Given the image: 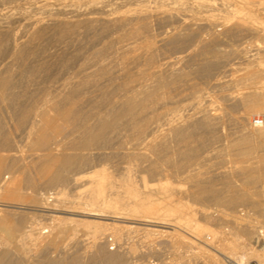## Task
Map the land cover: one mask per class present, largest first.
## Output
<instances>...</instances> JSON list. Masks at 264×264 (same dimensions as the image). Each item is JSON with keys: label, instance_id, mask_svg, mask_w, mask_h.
Returning <instances> with one entry per match:
<instances>
[{"label": "bare ground", "instance_id": "1", "mask_svg": "<svg viewBox=\"0 0 264 264\" xmlns=\"http://www.w3.org/2000/svg\"><path fill=\"white\" fill-rule=\"evenodd\" d=\"M225 3L0 0V264H231L235 246L264 257V222L238 215L253 203L264 217V120L249 125L264 112V45L251 42L264 43V0ZM241 63L236 93L220 74ZM229 114L239 131H224ZM222 218L242 243L211 226ZM80 227L83 250L48 255Z\"/></svg>", "mask_w": 264, "mask_h": 264}, {"label": "rangeland", "instance_id": "2", "mask_svg": "<svg viewBox=\"0 0 264 264\" xmlns=\"http://www.w3.org/2000/svg\"><path fill=\"white\" fill-rule=\"evenodd\" d=\"M56 2V0H51V2ZM215 3H217L218 5H220V6H222V4L223 3H225V6H229V5H232V2H233V5L230 7V8H234V7H236V6H234V5H238V3H237V0H217V2H216V0H213ZM219 2V3H218ZM223 2V3H222ZM229 2H230V4H229ZM252 6V8H253V10H255L256 12H255V14H260V11H258V9H257V7L256 6H253V5H251ZM257 9V10H256ZM208 14V13H207ZM207 14H206V12H202L200 15L202 16V17H205V16H207ZM256 20V19H255ZM255 20H252V21H254L255 22ZM262 39V41H263V38H261ZM261 39H259V38H254V39H252V40H254V41H251L252 42V44L254 45V46H256V45H264V43L263 42H261ZM256 41V42H255ZM255 42V43H254ZM238 60V59H237ZM244 59L242 58V60L241 59H239L238 61H243ZM245 62H247L248 63V61L247 60H245ZM243 63H244V61H243ZM247 63H245V65H243L242 63L240 64V67H238V68H235V72H234V70H232V71H230V73H229V71L226 73V72H224V67H223V72L222 73H224V74H220V76H223L224 75V80H225V78L226 79H228V80H226V81H228L229 82V79H232V80H230V82L232 81V84L229 82H226L228 85H226V83L225 84H223V85H226L225 86V88L226 89H231V91H235V90H238L239 92H241L242 90H244L247 86H248V81H242V77H243V72L245 71V67H247ZM263 64V63H262ZM222 70V69H221ZM228 74L229 76H227L226 74ZM233 74V75H232ZM228 78H227V77ZM230 77V78H229ZM236 78V79H235ZM241 78V79H240ZM241 83H239L238 81ZM234 82L236 83V84H234ZM243 82H245V83H243ZM238 83H239V85H238ZM231 84V85H230ZM227 86H229V88H227ZM230 86H232V88L230 87ZM245 87V88H244ZM235 88V89H234ZM233 89V90H232ZM214 90H215V93H214ZM216 90H217V93H216ZM220 91V88L219 89H212L211 91H210V93H212L211 95H215V98H216V100L214 99V96H211L213 99H214V102H215V104L216 105H222V103H224V101H223V99H222V97H221V93L219 92ZM236 92V91H235ZM236 93H238V92H236ZM218 95V97H216L217 95ZM219 98V99H218ZM221 99V100H220ZM220 100V101H219ZM223 101V102H222ZM220 102V103H219ZM237 111H240L241 112V109H239V110H237ZM240 112H239V114H240ZM238 113V112H237ZM234 114V113H233ZM230 115V116H229ZM229 115H227L226 117L228 118V116H229V119L230 120H232V123L231 122H229L230 120H228L226 117V119H225V121L226 122H229V124H231V126H228L227 125V128L224 130L225 132H227V130H228V132H236V131H239V128H237V126H236V124H234L233 125V120H235V118H234V116L232 115V114H229ZM235 116H238L237 114H236V112H235V114H234ZM231 117H232V119H231ZM258 117H261V118H263L264 119V112H253L252 113V115L250 116V123H249V125L251 124V123H253L252 122V120L254 121V122H256V120L258 119ZM252 119V120H251ZM234 123H237V122H235L234 121ZM248 125V126H249ZM251 126H252V124H251ZM251 126H249V127H251ZM228 127H230V128H228ZM233 127H234V129H233ZM232 128V129H231ZM230 129V130H229ZM236 130V131H235ZM17 134V135H16ZM15 134V137H16V140L19 142L18 144H20V143H22V146H25V144L27 143V137H26V135H24V134H18V133H16ZM23 135V136H22ZM21 136V137H20ZM25 137V138H24ZM18 138V139H17ZM22 138V139H21ZM26 139V140H25ZM215 148H217V150L216 149H214L213 150V153H218V152H216V151H225V149H223V146L222 145H220V144H217V147H215ZM219 148V149H218ZM257 156V155H256ZM228 158L232 161V162H229L228 163V166H232L233 165V167H234V169L236 168V167H238L239 165H242L243 164V166L244 165H246V163L247 162H239L238 161V159L236 158V156H232V155H228ZM232 158V159H231ZM234 159H236V160H234ZM253 161L256 159V157L253 159V158H251ZM250 159V161H252ZM257 160V159H256ZM235 162V163H234ZM238 162V163H237ZM234 163V164H233ZM237 163V164H236ZM241 163V164H240ZM245 163V164H244ZM236 164V165H235ZM124 165H126V164H122V165H120V166H118V167H114V169H112L111 168V170H112V172H114L113 174H114V177H115V179L117 180V181H120V180H122L124 177H125V170H124ZM232 167V168H233ZM100 168V167H99ZM143 175V173H139V172H136V174H135V176H136V179L137 180H141V176ZM141 177V178H140ZM152 182V181H151ZM150 182V183H151ZM153 183V182H152ZM61 188V186H53L52 188H50V192H53V191H58L59 189ZM58 189V190H57ZM70 192V191H69ZM79 192H81L80 190H74V192L73 191H71L70 193H69V195H70V198H72V199H78L79 198V196H80V193ZM75 197V198H74ZM18 202V200H14L13 202ZM243 205H244V207H243ZM242 206H240L239 207V213H238V215L239 216H241L240 218L245 222V220H247V219H250V220H252L254 223H255V225H261L263 222H264V217L261 215L260 216V210H261V208H260V205H255V204H253V203H246V204H243ZM254 207H253V206ZM194 206H196V207H199V205H197V204H195ZM215 208H216V206H215ZM214 208V209H215ZM219 209V208H218ZM241 209V210H240ZM244 209V210H243ZM248 210V211H247ZM243 211V212H242ZM250 211V212H249ZM219 211H216V213H218ZM220 213V212H219ZM44 214V213H43ZM243 216H242V215ZM248 215H249V217H248ZM15 216V215H14ZM13 216V217H14ZM17 216V215H16ZM15 216V217H16ZM245 216H247V217H245ZM33 218L35 219V220H41L42 219V222H44V218H45V215H42L41 213H38V214H34L33 215ZM46 219V218H45ZM226 223V224H225ZM261 223V224H260ZM215 225H217V226H215ZM211 226L213 227V228H215L216 230H219V231H224V232H228V234H226V237H227V239H226V242H228L229 244H231V245H234L235 246V244H237V243H242L243 242V240H245V235H243V234H240V233H237V234H235L234 235V232H233V224H232V222H230L228 219H227V221H226V219H221V221L219 222V223H211ZM226 226V227H225ZM220 229H219V228ZM81 229V230H80ZM78 233V234H77ZM221 234V233H220ZM236 235H237V237H236ZM257 234L256 233H254L253 234V236H254V238L252 239V240H254V241H256V236ZM71 236V237H70ZM73 236V237H72ZM70 237V238H69ZM78 237V238H77ZM80 237H83V238H80ZM136 237V238H135ZM135 237L132 239V241L134 240V242H136V241H138L140 244H138V246L140 247V245H141V248H143L144 250L145 249H147L148 247H149V245L151 246L153 243H150L149 244V242H146V239H145V237H143V235L142 234H138V236L137 235H135ZM142 237V238H141ZM232 237V238H231ZM61 238H63V239H61V241H62V244H60V246H58V247H53L51 250H50V252L51 253H49L48 255L50 256H52V255H57L58 253H63L64 251V249L67 247V248H69L68 250H69V252L70 251H72L73 249H75L76 247L74 246L75 244H73V242L75 241L76 242V240L77 241H79L80 243H81V245L79 246V248L78 249H80V250H83L84 248V245L86 244V243H88L89 241H91V239H92V237H91V233L90 232H88L86 229H84V228H82V227H80L79 229H78V231H76L75 232V234L74 233H72V232H70V233H66V234H62V237ZM73 238V239H72ZM75 238V239H74ZM114 239V236H108V242L110 243L109 245H110V247H113V246H115L116 245V240L114 239V241H113V239ZM81 239H82V242H84V243H82L81 242ZM112 239V240H111ZM136 239H140V241L139 240H136ZM69 240V241H68ZM71 240V241H70ZM110 240V241H109ZM66 241V242H65ZM142 241V242H141ZM231 241V242H230ZM262 241L263 240H261L259 243H257V242H254V244H255V246H257V249L259 250V249H261L262 248V245H260V243H262ZM74 242V243H75ZM112 242H115V244H111ZM137 242V243H138ZM146 242V243H145ZM221 242V241H220ZM219 242V243H220ZM223 242H225V240H223ZM142 243H144V245L142 244ZM66 245V246H65ZM142 245H143V247H142ZM148 245V246H147ZM64 247V248H62V247ZM75 247V248H74ZM57 248H58V250H57ZM240 248V249H239ZM60 249H61V251H60ZM232 249H233V258H234V260L232 261V263L231 264H264V257H259L258 255H256V254H253L252 252H250L249 251V249H247V248H244L243 249V247H232ZM239 249V250H238ZM55 250V251H54ZM76 250V249H75ZM238 250V251H237ZM60 251V252H59ZM63 251V252H62ZM246 254L245 256H244V254ZM235 255V256H234ZM251 255V256H250ZM170 256V254H168V257ZM242 256V257H241ZM263 258V259H262ZM151 259H155L156 260V257L154 258V257H152ZM133 260V259H132ZM132 260H130V261H132ZM263 260V261H262Z\"/></svg>", "mask_w": 264, "mask_h": 264}, {"label": "built area", "instance_id": "3", "mask_svg": "<svg viewBox=\"0 0 264 264\" xmlns=\"http://www.w3.org/2000/svg\"><path fill=\"white\" fill-rule=\"evenodd\" d=\"M261 119L264 120L263 118H261ZM257 120H259V118Z\"/></svg>", "mask_w": 264, "mask_h": 264}]
</instances>
